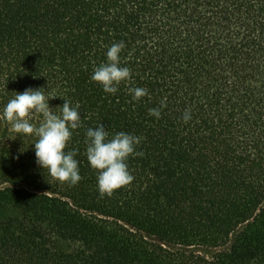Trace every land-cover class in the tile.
<instances>
[{"label": "trees", "instance_id": "1", "mask_svg": "<svg viewBox=\"0 0 264 264\" xmlns=\"http://www.w3.org/2000/svg\"><path fill=\"white\" fill-rule=\"evenodd\" d=\"M120 41L131 79L106 93L91 77ZM28 88L58 115L80 105L76 185L2 118ZM0 116V264H264V0H0ZM100 124L143 153L102 198L86 156Z\"/></svg>", "mask_w": 264, "mask_h": 264}, {"label": "clouds", "instance_id": "2", "mask_svg": "<svg viewBox=\"0 0 264 264\" xmlns=\"http://www.w3.org/2000/svg\"><path fill=\"white\" fill-rule=\"evenodd\" d=\"M124 47L123 41L113 43L106 54L107 62L94 69L91 79L101 84L106 93L115 94L121 82L131 79V69L120 65V53ZM43 89L28 88L22 93H16L4 108L2 118L12 125L16 133L38 137L34 143L35 156L42 169H47L51 177L60 182L76 185L82 179L78 161L74 158L77 150L65 153V148L72 130L80 127V105L72 107L69 100L63 99V105L58 107V115L49 106V100L56 97L46 96ZM129 92L134 94V100L148 94L146 88L140 87L130 88ZM164 107L166 102L161 101L160 108L149 109V115L160 118ZM33 111L43 116V122L38 127L27 119ZM190 119V113L186 110L183 120L187 123ZM86 137V156L90 166L98 172L97 186L101 198L111 196L115 190L129 185L134 176L128 170L127 160L129 156L143 155L135 150L142 138L118 132L108 139L109 133L103 124L95 129L89 128Z\"/></svg>", "mask_w": 264, "mask_h": 264}, {"label": "rangeland", "instance_id": "3", "mask_svg": "<svg viewBox=\"0 0 264 264\" xmlns=\"http://www.w3.org/2000/svg\"><path fill=\"white\" fill-rule=\"evenodd\" d=\"M2 131H3V121H2V118L0 116V135H1Z\"/></svg>", "mask_w": 264, "mask_h": 264}]
</instances>
